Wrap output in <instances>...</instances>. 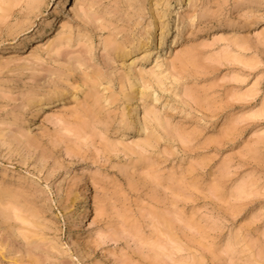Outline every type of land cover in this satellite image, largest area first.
I'll return each instance as SVG.
<instances>
[{
    "label": "rangeland",
    "instance_id": "1",
    "mask_svg": "<svg viewBox=\"0 0 264 264\" xmlns=\"http://www.w3.org/2000/svg\"><path fill=\"white\" fill-rule=\"evenodd\" d=\"M0 264H264V0H0Z\"/></svg>",
    "mask_w": 264,
    "mask_h": 264
},
{
    "label": "bare ground",
    "instance_id": "2",
    "mask_svg": "<svg viewBox=\"0 0 264 264\" xmlns=\"http://www.w3.org/2000/svg\"><path fill=\"white\" fill-rule=\"evenodd\" d=\"M178 14H176V16H177ZM168 33V32H167ZM165 35L166 36V31H163L162 33H161V35ZM168 34H170V32L168 33ZM180 42V37L179 36H175V37H172L171 39H170V41H169V43H168V45H166V50H165V48H162L161 50H160V53H161V55L160 56H168L169 54H172L173 52H174V50H175V47H176V45L178 44ZM148 48H149V45L147 44L145 47H144V49L146 50H144V52H148ZM163 50H165V52H163L162 53V51ZM140 53V50L137 48V49H134L133 51H130L129 53H127L126 54V56H128V54L130 55L131 54V56L132 57H135L137 54H139ZM141 118V114L139 113V111H137L136 113H135V115H134V119H133V121H136V120H139ZM85 206L83 207V209H82V211H81V217H85V216H87L88 214H89V209H88V206H87V201H85Z\"/></svg>",
    "mask_w": 264,
    "mask_h": 264
}]
</instances>
